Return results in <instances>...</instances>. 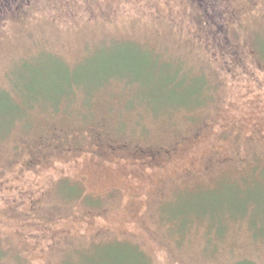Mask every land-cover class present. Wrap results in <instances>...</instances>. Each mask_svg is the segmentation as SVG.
Segmentation results:
<instances>
[{
    "label": "rangeland",
    "instance_id": "1",
    "mask_svg": "<svg viewBox=\"0 0 264 264\" xmlns=\"http://www.w3.org/2000/svg\"><path fill=\"white\" fill-rule=\"evenodd\" d=\"M263 226L264 0H0V264H264Z\"/></svg>",
    "mask_w": 264,
    "mask_h": 264
},
{
    "label": "trees",
    "instance_id": "2",
    "mask_svg": "<svg viewBox=\"0 0 264 264\" xmlns=\"http://www.w3.org/2000/svg\"><path fill=\"white\" fill-rule=\"evenodd\" d=\"M164 64H166V63H164ZM127 66H129V67H127V69H126V71H122L121 72V74H118V73H113L112 72V74H110L108 77H107V79L111 76V75H114V74H117V75H120V76H125V77H128L129 78V82L131 83V82H133V81H135L136 80V78H137V74H136V67H138L139 65H137V66H133V65H127ZM135 67V68H134ZM163 71H165L167 74H168V72L169 71H171V69H170V66H168V65H164L163 66ZM174 71H175V74L174 75H172L173 77H169V81H168V83H171V84H177V86H180L181 85V81L180 80H177L176 78H178L179 77V74H180V69H178L177 68V70L176 69H174ZM124 72H126V73H124ZM135 73V74H134ZM171 75V74H170ZM136 76V77H135ZM188 77V76H187ZM189 78V81L191 82V85H192V82L193 81H195V83L197 84V86H194L195 87V89L194 90H191V92L189 93V97H196V98H173L174 100H172L173 102H168L169 101V99H167L166 100V104H168V105H172V106H174V105H177V106H180V107H185V108H188V107H191V106H194V105H196V104H202V99L204 98V95H203V88H205L206 87V82H205V80H204V78L203 77H196V78H193V77H188ZM106 79V80H107ZM68 81H70L71 83H72V81L71 80H68ZM97 83H96V86L97 85H100V83L102 82V80H98V81H96ZM198 82H199V85H198ZM103 83V82H102ZM76 85H77V83H75ZM191 87V86H190ZM64 95V94H63ZM63 95H61V97L63 96ZM60 97V98H61ZM165 98H167V97H165ZM169 98H172V97H169ZM164 102H165V100H164ZM78 191V189L77 188H75V187H71V189H68L67 190V194L68 195H73V194H75L76 192ZM237 192H240V193H242L243 194V190L242 191H240V190H237ZM242 196H244V195H242ZM242 196H238L237 198H238V200H244V197H242ZM248 202H252L253 204H254V201H252V200H249ZM229 206L230 207H232L230 204H229ZM200 207H201V211L199 212V213H197V215H198V217H196L197 218V220L198 219H200L201 218V220L202 219H205L206 217H208V215L210 214L209 213V211L210 210H207V209H204V208H209V207H204V206H202V204H200ZM248 206H247V204H245L244 205V203L243 204H239V206H233V208L232 209H228V210H223V209H220V208H218L219 209V211H223V212H230L232 215L231 216H233V217H237V218H239V217H249L250 215H248V213H247V211H246V208H247ZM251 208V207H250ZM204 210V211H203ZM186 214H188V213H186ZM185 214V215H186ZM184 215V214H183ZM176 220V222H179L178 221V219L176 218L175 219ZM188 220H191V219H188ZM187 220V221H188ZM215 225V224H214ZM264 227V226H263ZM215 228H216V226H215ZM261 230H262V232H261ZM260 233H261V235H259V236H263L264 234V228H260ZM121 244H119V245H116V246H120ZM115 247V246H114ZM113 246H110V247H108V248H114ZM115 248H117V247H115ZM133 256H135V257H139V256H142V254L141 253H139L138 251H136V249H133Z\"/></svg>",
    "mask_w": 264,
    "mask_h": 264
}]
</instances>
